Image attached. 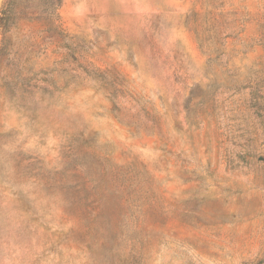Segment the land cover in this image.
<instances>
[{
  "label": "rangeland",
  "instance_id": "rangeland-1",
  "mask_svg": "<svg viewBox=\"0 0 264 264\" xmlns=\"http://www.w3.org/2000/svg\"><path fill=\"white\" fill-rule=\"evenodd\" d=\"M47 2L0 23V264H264V0Z\"/></svg>",
  "mask_w": 264,
  "mask_h": 264
},
{
  "label": "trees",
  "instance_id": "trees-1",
  "mask_svg": "<svg viewBox=\"0 0 264 264\" xmlns=\"http://www.w3.org/2000/svg\"><path fill=\"white\" fill-rule=\"evenodd\" d=\"M15 0H8L2 7L0 23L1 27H4L7 19L13 15V3ZM61 0H48L49 8H57L60 5Z\"/></svg>",
  "mask_w": 264,
  "mask_h": 264
}]
</instances>
